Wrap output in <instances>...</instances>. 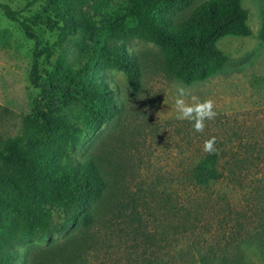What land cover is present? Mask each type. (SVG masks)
<instances>
[{"label":"trees","instance_id":"1","mask_svg":"<svg viewBox=\"0 0 264 264\" xmlns=\"http://www.w3.org/2000/svg\"><path fill=\"white\" fill-rule=\"evenodd\" d=\"M35 1L43 2V14L23 20L18 12L0 6L5 17L18 23L25 37L34 41L29 81L41 92L38 110L24 120L22 134L0 142V264H18L16 246L34 240L49 244L30 252L29 264H87L88 254L111 238L95 231L109 183L98 159H78L74 152L83 140L121 114L115 93L102 73L121 71L130 91L138 94L142 64L126 45L140 40L158 48L167 76L184 84L203 81L227 64L226 55L217 47L221 39L252 35L249 14L241 0H207L181 20L174 16L190 9L197 0H123L124 6L118 10L111 9L110 0ZM36 29L57 31L59 47L76 33L98 36L86 62L76 66V80L66 86L41 80L42 43ZM258 38L264 42V23ZM59 70L67 76L73 72L70 65L62 68L57 63L55 71ZM59 92L64 109L80 110L78 118L71 120L60 107L50 105ZM228 153L230 160L221 164ZM237 155L217 148L214 154L203 152L197 162L181 169L173 202L171 196L166 201V217L178 218L177 226L169 225L168 220L167 228L159 233L148 231L131 202L132 209L117 217L123 219L117 237L124 239L132 257L141 264H176L171 256L175 240L181 245L179 254L188 256L190 235L201 222L190 210L192 191L200 192L224 179L241 186L250 166L237 161ZM100 220L104 228L111 225V219ZM175 230L177 239L172 236ZM57 235L62 240H54ZM196 244L198 248L204 246ZM204 260L201 257L200 264H206Z\"/></svg>","mask_w":264,"mask_h":264},{"label":"rangeland","instance_id":"2","mask_svg":"<svg viewBox=\"0 0 264 264\" xmlns=\"http://www.w3.org/2000/svg\"><path fill=\"white\" fill-rule=\"evenodd\" d=\"M205 1L197 0L174 18H186ZM110 4L112 10L124 6L123 0H110ZM241 4L248 11L252 35L221 39L217 47L226 55L227 64L203 81L184 84L167 76L162 71L158 48L140 40L126 45L142 64V86L138 94L130 91L121 71L102 73L115 93L121 114L83 140L74 152L78 159L88 156L98 159L109 183L98 210L95 231L111 238L101 249L88 254L87 264H141L123 245L124 239L118 240L123 219L117 217L128 213L133 206L148 231L159 233L167 228L170 220L166 217L167 196L173 202L181 169L199 160L205 152L204 141L213 136L216 149L235 151L237 161L248 162L249 173L241 186L224 179L210 183L200 192L192 191L190 210L201 222L190 235L192 249L188 256L179 254L181 245L177 240L171 256L176 264H200L203 256L206 264H264V42L258 38L264 23V0H241ZM2 5L18 12L21 20L43 14L44 10L43 2L35 0H0ZM36 34L42 43L41 80L62 86L76 80V66L86 62L87 54L98 40V36L76 33L59 47L57 31L36 29ZM33 47L34 41L27 39L18 23L8 20L0 7V142L21 135L24 120L38 110L41 92L29 81ZM57 63L62 68L70 65L72 75L67 76L63 70L56 72ZM177 86L185 87L201 100L214 101L217 116L205 121L203 132L194 131L191 122L176 118ZM63 101L59 92L52 97L50 105L60 107L71 120L78 118L80 110L64 109ZM228 160L229 153L220 163ZM102 218L111 219L109 228H104ZM177 219L171 217L169 225L177 226ZM175 233L176 230L172 231V236L177 239ZM62 238L53 237L58 241ZM195 241L204 246L198 248ZM47 244L46 240H34L17 245L18 264H29L30 252Z\"/></svg>","mask_w":264,"mask_h":264},{"label":"clouds","instance_id":"3","mask_svg":"<svg viewBox=\"0 0 264 264\" xmlns=\"http://www.w3.org/2000/svg\"><path fill=\"white\" fill-rule=\"evenodd\" d=\"M176 118L187 120L192 123L196 132H203L206 126L205 121H212L216 118L215 103L212 99L201 100L197 95L189 92L183 86H177L175 98ZM216 137L206 139L203 144V151L214 154Z\"/></svg>","mask_w":264,"mask_h":264}]
</instances>
